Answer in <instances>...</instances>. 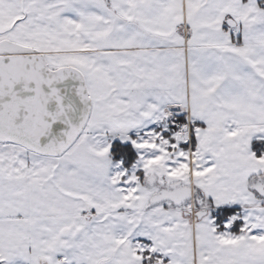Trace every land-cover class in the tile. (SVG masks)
<instances>
[{
  "label": "snow or ice",
  "instance_id": "6c2138e0",
  "mask_svg": "<svg viewBox=\"0 0 264 264\" xmlns=\"http://www.w3.org/2000/svg\"><path fill=\"white\" fill-rule=\"evenodd\" d=\"M0 264H264V0H0Z\"/></svg>",
  "mask_w": 264,
  "mask_h": 264
}]
</instances>
